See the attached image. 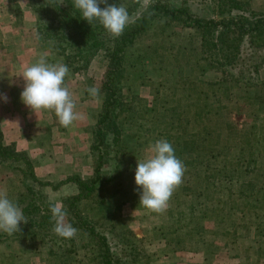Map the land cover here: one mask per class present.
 <instances>
[{
  "label": "rangeland",
  "instance_id": "obj_1",
  "mask_svg": "<svg viewBox=\"0 0 264 264\" xmlns=\"http://www.w3.org/2000/svg\"><path fill=\"white\" fill-rule=\"evenodd\" d=\"M116 1L127 8L129 26L155 0ZM161 1L199 17L226 16L213 0ZM241 1L251 15L264 12V0ZM38 2L0 1V78L7 88V102L0 98V140L18 152L0 154V193L23 214L22 206L36 207L29 228L21 222V232H0V264H102L105 241L94 235L106 238L118 264H264V46L246 35L240 57L210 67L200 32L154 11L124 48L122 71L110 81L120 92L115 117L121 136L109 140L101 161L90 144L108 58L99 49L76 66L78 56L42 32L51 20L40 18ZM98 29L110 44L115 36ZM42 53L48 63L69 68L66 84L82 116L69 128L53 111L36 114L21 101V74ZM92 86L99 89L95 97L87 91ZM25 135L27 149L8 141ZM159 139L174 148L191 144L179 158L186 166L182 183L160 214L139 205L135 183L138 159L150 156V144ZM195 143L199 150L193 151ZM99 162L100 179L86 193L82 183L95 178ZM50 201L66 210V222L78 230L74 238L53 232Z\"/></svg>",
  "mask_w": 264,
  "mask_h": 264
},
{
  "label": "trees",
  "instance_id": "obj_2",
  "mask_svg": "<svg viewBox=\"0 0 264 264\" xmlns=\"http://www.w3.org/2000/svg\"><path fill=\"white\" fill-rule=\"evenodd\" d=\"M52 1V0H50ZM47 0H39L35 8L39 13L40 18L50 19L51 22L44 23L42 32L46 37L57 39L59 42L56 46L61 49H69L73 55L78 56L77 63L84 64L90 56L94 55L99 49H103L108 58L107 69L105 72V79L103 82V90L105 91L102 99L101 110L98 113L97 120L93 128V141L90 144V151L95 154L96 158L103 161V151L109 146V140L113 143L121 136V130L116 125V109L119 99V90H117L114 83H110L117 73H121V61L123 57V50L128 43H130L135 35L146 25V21L156 13L166 16L171 21H181L183 24L192 25L201 34L200 48L204 53V59L208 65H223L225 63L233 62L234 58L240 57L239 51L244 36L250 37L252 41H257L259 45L264 46V12L259 15L250 14L248 8L243 6L241 0H213L215 10L218 14H225L226 16L214 17H199L190 12L186 7L177 6L171 7L161 0H155L147 6L146 11L141 14L139 22L136 25H129L125 28L124 33L119 37L110 39V44H104L103 39L99 36L102 29L95 31V28H101L102 25L98 21L89 24L82 18L81 13L77 10L71 0H66L65 5H59L55 2ZM54 1V0H53ZM117 3L116 0H110ZM245 4V3H244ZM34 5V4H33ZM69 8L68 12L65 9ZM251 15V16H250ZM97 22V23H96ZM250 40V41H251ZM70 52V51H69ZM70 63L71 61L68 60ZM251 66V64H250ZM77 68V67H76ZM256 69V67H255ZM200 97V96H199ZM226 124H229L226 122ZM112 136H109V133ZM0 128V138H1ZM190 143H177V148H174L175 154L178 158L181 157L184 148L190 147ZM194 144V149L199 150ZM185 146V147H184ZM191 149V148H190ZM18 152L9 149V147L0 140V154L7 156L16 155ZM101 164L99 162L96 166V173L99 171ZM101 174L97 173L95 178L90 182H81L82 186L86 187V193L92 191L94 183L100 179ZM97 177V178H96ZM36 207L30 208L26 205L22 206L25 217L28 220L25 229L33 225L34 217L32 211ZM30 224V225H29ZM81 225L90 227L83 222ZM85 227V228H86ZM84 228V229H85ZM100 241H105L102 250V264H118V259L109 252L108 243L104 236H96Z\"/></svg>",
  "mask_w": 264,
  "mask_h": 264
},
{
  "label": "clouds",
  "instance_id": "obj_3",
  "mask_svg": "<svg viewBox=\"0 0 264 264\" xmlns=\"http://www.w3.org/2000/svg\"><path fill=\"white\" fill-rule=\"evenodd\" d=\"M54 2L61 4L59 0ZM101 4L106 6L101 8ZM73 5L89 24L98 21L115 37L121 36L130 22L129 12L123 4H108V0H73ZM46 56V53H42L33 64L24 68L21 74L25 82L21 101L36 114L41 110L53 111L60 126L69 128L75 121L82 119L66 84L69 68L60 62L48 63ZM87 91L93 97L99 94L95 86L89 87ZM0 98L7 102L6 95L0 94ZM149 151L151 155L146 159H138L135 183L140 196L139 205L160 214L167 210L170 198L181 185L186 166L166 139L150 144ZM49 210L53 232L61 238H74L78 230L66 222L67 212L62 205L50 201ZM21 222L28 223L21 208L6 194L0 193V232L8 235L21 232Z\"/></svg>",
  "mask_w": 264,
  "mask_h": 264
},
{
  "label": "crops",
  "instance_id": "obj_4",
  "mask_svg": "<svg viewBox=\"0 0 264 264\" xmlns=\"http://www.w3.org/2000/svg\"><path fill=\"white\" fill-rule=\"evenodd\" d=\"M1 1V0H0ZM4 35H6V34H4ZM3 40L5 41L6 40V38L4 37L3 38ZM15 45V44H14ZM16 47V46H15ZM26 65L28 66L29 64H27L26 63ZM26 66V67H27ZM0 81H1V93L3 94L5 91H6V80L4 79V76H2V78H0ZM4 103V102H3ZM10 108H12V109H14L15 108V106L14 105H11V107ZM3 132H4V135H6L7 133H5V130L3 129ZM27 135V134H26ZM23 136L24 138H22L21 140L20 139H17V137H13V138H11V139H9L8 141H15V144H16V149H22V148H26L27 149V144H26V146L23 144V141H25V142H30V140L28 139V137L27 136ZM19 142V143H18Z\"/></svg>",
  "mask_w": 264,
  "mask_h": 264
}]
</instances>
